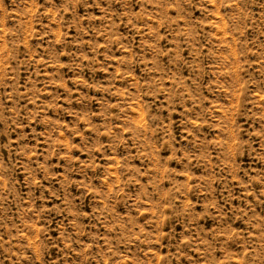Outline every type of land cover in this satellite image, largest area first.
I'll list each match as a JSON object with an SVG mask.
<instances>
[{
    "label": "rangeland",
    "instance_id": "obj_1",
    "mask_svg": "<svg viewBox=\"0 0 264 264\" xmlns=\"http://www.w3.org/2000/svg\"><path fill=\"white\" fill-rule=\"evenodd\" d=\"M0 264H264V0H0Z\"/></svg>",
    "mask_w": 264,
    "mask_h": 264
}]
</instances>
